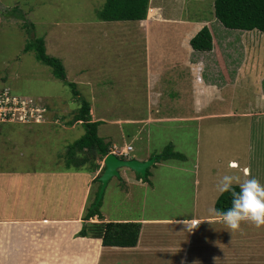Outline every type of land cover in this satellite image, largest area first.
Returning a JSON list of instances; mask_svg holds the SVG:
<instances>
[{
	"label": "rangeland",
	"instance_id": "obj_1",
	"mask_svg": "<svg viewBox=\"0 0 264 264\" xmlns=\"http://www.w3.org/2000/svg\"><path fill=\"white\" fill-rule=\"evenodd\" d=\"M154 1L161 12L150 9L149 18L173 20L151 26L147 33L138 22L100 21L97 13L106 0H0V89L8 87L46 108L43 124L0 126V169L34 167L54 173L66 153L63 141L69 145L85 134L80 123L67 127L62 134L61 126L72 120L81 101L64 81L53 76L50 67L36 59L33 51H24L36 37L45 39L49 55L62 60L67 79L77 84L83 98L91 102L90 92H95L94 105L100 109L90 112L93 119H104L99 135L112 143V150L128 145L133 148L130 155L145 156L161 153L173 144L174 150L186 157V161L170 160L152 166L150 180L144 185L122 183L120 177L111 179L100 207L108 219L198 218L211 215L210 210L215 209L221 195L217 190L221 176L235 175L241 181L254 176L264 183V120L257 133L258 126H254L253 134L249 118L243 117L259 104L260 77H255L264 73V34H251L252 39L262 40L258 55L263 61H255L257 68L248 78L244 74L238 78L240 70L233 77L220 75L227 71L222 68L219 74L217 66L202 75V69L186 63L189 41L185 43L183 36L191 31L184 37L190 39L199 23L215 19V0ZM22 14L34 29L24 26ZM145 54L151 55V69L160 75V82L154 85L161 96L158 107L150 102L152 89ZM237 64H241L240 59ZM200 74L203 83L199 82ZM230 78V83L214 87L218 79L227 82ZM87 82L92 86L87 87ZM204 86L207 94L202 97L203 113L219 116L197 119L196 98ZM228 113L234 115L224 116ZM148 117L155 121L138 128L133 123H119ZM182 117L196 119L186 123ZM30 148L37 151L33 153L35 160L29 163ZM234 160L240 167L232 164ZM249 163L252 176L244 170ZM58 176H46L45 180L64 182V177ZM97 187L98 183H93V197ZM55 193V184H48L47 204L57 203L59 196Z\"/></svg>",
	"mask_w": 264,
	"mask_h": 264
},
{
	"label": "crops",
	"instance_id": "obj_2",
	"mask_svg": "<svg viewBox=\"0 0 264 264\" xmlns=\"http://www.w3.org/2000/svg\"><path fill=\"white\" fill-rule=\"evenodd\" d=\"M154 2V0H150L149 10L154 9L161 12L159 4ZM172 20L169 17L154 19L147 15V21L138 23L148 33L151 26ZM175 20L177 21V19ZM199 24L201 25L194 33L195 35L205 25L212 27L213 50L210 52L193 50L190 47V40L195 35L189 36L190 39L184 38L191 31L184 34L183 40L185 43L189 41V45L186 47L188 52L186 63L197 66L198 70L202 69V75L204 71L213 70L217 66L219 74L222 68L227 71L220 75L233 77L236 76L237 70H240L238 78L241 77V74L248 78L251 71L257 68L255 61H263L258 55L262 40L258 37L252 39L251 35L252 33L260 34V32L256 30L228 31L216 19ZM148 48L151 49V47ZM150 57L151 55L145 54V67L148 65V84L152 89L150 102L158 107L161 96L159 89L154 85L160 82V75L159 72L151 69ZM239 59L240 65L237 64ZM219 74L217 78H219ZM200 77L199 82L203 83L205 79L201 74ZM258 77H260L258 107L243 116L249 118L253 134L254 126H258L255 131L257 133L264 120V73H258L255 78ZM231 79L226 80L227 82L218 79V83L214 82L217 84L214 87L220 88L230 83L228 81ZM91 86L92 82H87V87ZM199 90L200 93L196 98L197 108L194 112V115H197L196 118L205 117L206 119L211 116H219L203 113L205 107L202 106H204L205 100L202 97L206 96L207 90L205 86ZM94 94L95 92H90L91 110L92 108L100 109L94 105L96 101ZM102 114L104 113L102 112ZM227 115H234V113L224 116ZM91 116L93 119V115ZM196 118L182 117L181 120L187 123L191 121L190 119L195 120ZM93 121H102L103 123L104 119L99 117ZM150 121H155V119L148 117L147 119L119 120V123H133L138 128V125ZM75 125H68L65 121V125L61 126L64 129L62 134L65 135L67 127L74 128ZM137 135L134 134V136ZM105 139L107 140V138ZM13 140L14 138H11L14 146ZM63 142L67 148L66 140ZM28 144L32 143L28 142ZM125 146L128 145H121L120 148H125ZM12 149L13 153H16L14 147ZM34 151L37 150L30 148L29 163L35 160ZM130 156L142 161L151 158V154ZM60 163V167L54 173L34 167L33 170L16 166L0 169V264H264V226L256 227L250 222H242L238 230L228 229L222 219L213 213L198 218H184V216L132 217L117 220H110L102 214V222L140 223L141 232L135 247H104L101 239L80 237L78 233L83 227L84 210L92 197L93 181L104 165L98 161L100 169L90 173L67 169L64 160ZM232 164L240 167V164L235 160ZM249 165H246L244 170L252 176L253 168ZM57 172L60 176L56 174ZM120 174L122 183L138 185L147 183L139 180L137 174L128 168L121 169ZM50 175L64 177V182H46L45 177ZM53 183L57 192L55 196L59 197L56 204H47L45 190L48 184L50 186ZM193 221L196 222L195 225H193ZM91 222H99V218L96 216L91 219Z\"/></svg>",
	"mask_w": 264,
	"mask_h": 264
},
{
	"label": "trees",
	"instance_id": "obj_3",
	"mask_svg": "<svg viewBox=\"0 0 264 264\" xmlns=\"http://www.w3.org/2000/svg\"><path fill=\"white\" fill-rule=\"evenodd\" d=\"M149 6L150 0H106L97 15L98 19L103 22H140L146 20ZM214 16L225 30H256L264 34V0H215ZM20 18L25 22V27L34 29V26L27 22L24 14ZM211 29L212 27L205 25L190 40L193 50L198 52H210L213 50L214 44ZM215 39L217 41L216 36ZM24 51H33L36 59L50 67L53 76L64 81L72 89L75 98L81 101L78 112L67 124L80 123L85 130V134L67 146L66 153L63 156L65 167L76 171L97 172L100 169L98 161H103L112 152V143L99 135V126L102 121L92 120L90 102L81 96L80 91L77 89V84L67 79L66 68L62 60L48 54L44 38L35 37L31 39L25 45ZM154 155L156 156V163L170 160L186 161V157L182 153L174 150L173 144H169L161 153L152 154L150 157ZM120 158L124 159V157ZM104 170L105 166H103L93 181V183H98V187L94 197L93 192H91L92 197L84 210V223L78 236L101 239L104 247H135L139 241L141 224L138 222H102L103 215L100 210L102 201L98 206H94L101 187L99 177ZM150 176V169L145 177L137 174L138 179L144 182H148ZM230 206L231 197L227 192L221 194L215 202V209L223 210ZM96 216L99 218V222H91V219Z\"/></svg>",
	"mask_w": 264,
	"mask_h": 264
},
{
	"label": "clouds",
	"instance_id": "obj_4",
	"mask_svg": "<svg viewBox=\"0 0 264 264\" xmlns=\"http://www.w3.org/2000/svg\"><path fill=\"white\" fill-rule=\"evenodd\" d=\"M217 190L221 194L229 193L231 206L210 211L218 215L228 229L238 230L242 222L264 226V184L257 178L253 176L241 181L238 176L225 174L220 177ZM195 223L193 221V225Z\"/></svg>",
	"mask_w": 264,
	"mask_h": 264
},
{
	"label": "built area",
	"instance_id": "obj_5",
	"mask_svg": "<svg viewBox=\"0 0 264 264\" xmlns=\"http://www.w3.org/2000/svg\"><path fill=\"white\" fill-rule=\"evenodd\" d=\"M45 113L46 108L30 97L18 96L8 87L0 89V126L6 122L43 124ZM114 147L112 152L124 159H128L133 151L131 146L126 149L121 148V150Z\"/></svg>",
	"mask_w": 264,
	"mask_h": 264
},
{
	"label": "water",
	"instance_id": "obj_6",
	"mask_svg": "<svg viewBox=\"0 0 264 264\" xmlns=\"http://www.w3.org/2000/svg\"><path fill=\"white\" fill-rule=\"evenodd\" d=\"M199 80H201L199 78ZM156 163V156L151 157L148 160H138L134 157H129L128 159L120 158L114 152L108 154L103 160V165L105 166V170L102 175L99 177L101 182V187L99 191L98 198L95 203V207L100 204L103 199L106 188L114 177H120V170L123 168H128L134 171L136 174L146 176L147 171Z\"/></svg>",
	"mask_w": 264,
	"mask_h": 264
},
{
	"label": "bare ground",
	"instance_id": "obj_7",
	"mask_svg": "<svg viewBox=\"0 0 264 264\" xmlns=\"http://www.w3.org/2000/svg\"><path fill=\"white\" fill-rule=\"evenodd\" d=\"M128 148V147H127ZM126 149V148H125Z\"/></svg>",
	"mask_w": 264,
	"mask_h": 264
}]
</instances>
